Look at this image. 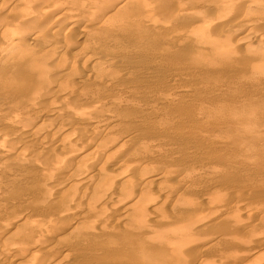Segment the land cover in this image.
<instances>
[{
    "label": "bare ground",
    "instance_id": "bare-ground-1",
    "mask_svg": "<svg viewBox=\"0 0 264 264\" xmlns=\"http://www.w3.org/2000/svg\"><path fill=\"white\" fill-rule=\"evenodd\" d=\"M138 1L139 0H0V34H4L3 32L7 33L5 42H0V76L3 75L4 79L5 77L7 78L6 80H2L0 78V95H10V98L8 96L7 99H11L12 97L15 101L17 100L18 103L20 102L19 106L23 105L21 107H15V105L18 103H16V101V104H14L11 99L10 101L14 104L13 105L11 103V108L13 109L11 111L14 114L12 113V116L8 114L10 118H8L7 116L6 119L2 117V115L0 116V120L1 118H4L0 122H2V124L4 122L5 124L3 125H6L7 123L10 127V130H8L9 128L7 125V127L2 125V128L4 127V129H8H6L7 131H3L4 129L2 128L0 129V201L2 202V196H4L5 198L6 196H8L5 194V192L8 193L9 188V183L7 181L8 177L10 184L12 183L16 185V188H18L16 183L18 181V186L21 187V185L19 184L22 181V176L27 173V170H23L25 167L21 169V167L23 166H27V169L28 166L30 167L28 170L30 175L31 172H36L35 174H37V176H35L36 178H28V176L26 177V175L28 174L27 173L25 175V179L33 178L34 181L30 183V179L29 183H34L37 187L40 186L43 189L41 192H39L37 191L39 190L38 188L36 190L37 193L34 189L35 194L34 191H31L32 189L30 190L34 194L33 195L30 192L32 194V197L30 196L32 198V202L34 201L35 203L40 204L45 203L43 205L49 203L50 207L52 205H55L57 203L56 201H59V204L57 203L58 205L56 207L54 206L55 209H51L50 212L47 213L43 209V212H45V216L41 218L42 223L41 220H39L40 222L36 220V223L30 222V225L26 226V224L28 223H26L25 221H27V217L32 210L27 215V211L29 210L26 211L25 208L17 212H13L8 217L7 210H10L11 207H13L12 205H14V203L10 205V202L12 201H9L10 208H8L7 199H9L11 196H8V198L6 199L2 197L5 199V201H7L6 204H4L5 201L3 199V204L4 206L7 205V208H5L7 210H0V218L3 217V219H0L2 220L0 222V264H9L11 263L9 262L10 260H12L13 264H60L63 261L71 258L72 256H77V258H79L78 262L80 264H90L89 259L91 257L89 258L87 254H83L80 250L82 248V246H80V244H82V241L77 240L75 243L76 246L73 244L72 246L70 243L65 244V236L63 233L60 232L63 229L60 228H64L61 226V224L63 225V223H61L62 220L64 221L65 219H70L72 220V224L70 225V227L71 229H75V226L81 220L83 221V216L81 213L85 212L88 209V211H90V207L93 205L95 207L93 206V208L91 209L93 210L91 214L92 218H90L91 222L87 221L88 225L86 224L84 230H78L79 236L85 238V240L90 239L91 234L95 233L94 231L98 232L99 230H101L104 233L105 230V232H107V230L114 227V225L116 227L136 226V228L138 226L137 229H139V227H142V230L148 229L146 226H142L140 224V221L148 220H141L140 218H142L143 215V217L146 216L145 218H148L147 215L149 214L147 213L153 211L155 208H157L158 205H161L163 210L165 211H168L171 208L173 209V205L170 204L169 196L176 194L178 191H181L180 189L182 187L181 185L183 181H181L180 179L182 177H179V175L178 177L174 178V176L176 175L175 173L174 176H170L172 179V185L165 188L166 193L164 192V189L159 186V179H161L162 181L163 178H166L168 176L167 172L165 173V171H162L163 173H157L152 172V169L151 173L145 172L148 174L144 173L145 175H143L142 173V176L139 175V177H137L136 175V177L134 178L127 179L128 174H130V172L132 171L138 172L141 169L143 171L146 170H144V168L146 167H144L145 165L143 164H128V159L123 160L124 162L127 161V164L119 165L117 167L114 166L116 164L117 159L121 157L124 152L129 151L131 148L135 149V146L137 147L138 142H134L135 139L133 137V133H135L136 129H131L134 130V132L132 133V137L134 139L133 140L129 131L128 135L126 134L127 130L124 134L125 130H119L120 132L123 131V133L115 131L116 129H118V127L114 129L115 125L113 126V129L111 126H108L110 124H108L107 126L105 125V122L108 120V122H112L111 113L113 114V112L110 111L112 109H110L107 104H110L112 102L111 105L117 106V108H120L118 106L124 104L122 103V97L121 100L112 99L109 101V95L107 94L108 96H105V92L108 91L107 88L105 89V87H110V85L114 86L118 83L120 84V82L123 81L119 77V75L117 76L121 79V81L118 77H115L116 75L113 71H115L114 69L120 67L123 63V55L121 52L125 50V45L127 43L128 38H131L134 35H138L139 38L144 39L149 36V33L147 32V28L149 25H146L143 21V18L148 16L146 15L148 8L152 7L150 10H152L154 7L155 9H159V15H162V18H159L160 20H164L165 18L166 21L170 19L169 21L171 22V20L175 21L182 17L184 18L185 16H188L190 20H194H191L192 22H194V24L189 23V26L185 28L186 30H183V32L192 33V38H194L195 43H197L195 47L198 51V56L201 59L205 58L204 56H206L203 52L205 44L209 45L212 49L221 47V43H223L221 39L216 38V36H211L212 32H219L221 30V32L226 33V36H237L235 38V40L238 41V45H236V50L239 48H242V50H244L245 48L254 47L255 50L260 51L261 48H263L261 53H259V55L255 59L252 58L255 60V63L252 64L251 62L252 65H249L247 63L250 62L247 61L246 64L243 65V69L249 75L256 74L264 70V46L261 44L262 46L260 47V44H258L257 42L259 38L262 39L263 37H254L257 35L264 36V27H261V25L264 24L260 23L261 25H257L254 21L255 24H252L253 22H250L249 24L243 25L244 23H242V25H239L240 20L239 23L237 22V20L235 22H237L238 24L233 22L235 24L233 25L232 21H229L230 24H228L229 22L227 23L225 20L221 21L220 16L209 15L208 13L213 10H222L224 12L223 8L225 5H229L230 7L236 9V5H241L242 9H239L240 13L241 10L243 11L242 15L240 14V16L237 12L240 18H245L254 12L264 14V0H229L228 2L230 4H227L226 0H193L195 2H193V8H187L188 6L186 7L184 5V9L176 8L177 10L174 7H177L176 5L178 3L176 2H181L180 0L164 1L165 4H167L169 7L172 3L173 5H175L174 3H176L173 8H169L166 5L168 7L167 8L164 3V5H162L161 3L163 2V0H160L161 3L157 0H142V3ZM167 1H170L169 3H172L169 5ZM189 1L192 2V0ZM146 6L149 7L147 8ZM196 6H202L204 10L202 11L201 8H199V10L197 11L194 9V7ZM228 7L225 8V11H227ZM155 11L153 12L152 10L151 12L155 14ZM158 11H156V14H158ZM236 11H238V9ZM204 12H207V14ZM257 16L259 15L257 14ZM261 21H264V19L260 20L259 22ZM172 22L171 24L174 25L175 22ZM217 22L219 23V27L215 29H210V27H213V25H215V23ZM247 22L249 21H247L246 19V23ZM151 25V28H155L154 26L156 24ZM172 27L170 26V28H168V32L179 33L177 25H174ZM182 28H184V26ZM152 32L154 33L153 30ZM253 37L257 38V40H254ZM231 38L233 40L232 36ZM260 41L262 42V40ZM192 47H194V45ZM221 51V55H223V57L221 58L223 59L218 61L209 59V61L206 60L205 62H202V65H204L205 67L208 66L209 68L213 66L215 67L216 65H220L223 67L226 66V64L229 65L230 63H227V58L226 56H224L225 54H228V52H226L225 50ZM240 52H244V54L241 53L244 58V55L246 54L245 51L240 50ZM7 69L9 70L7 71ZM83 69L85 75L75 80V77L78 75V72ZM110 70L112 73H110ZM112 74L115 75V79L114 77L110 79L107 77L108 75L112 76ZM123 79L126 81L124 77ZM92 80L96 81V84H101L99 85L101 87L102 85H104V88L101 89V87H95L96 84L93 83ZM237 80L238 81L236 83H240L242 81L241 79ZM89 81H91L92 83V87H90V90L88 89L85 92H77L76 90H74L75 85L72 83L76 82L75 84L77 87L78 83H86ZM126 82L123 84H128V82ZM130 86L132 85L129 84L128 87ZM128 87L125 88L128 89ZM110 88L113 89L112 87ZM125 88L123 90L121 89L122 91L120 90V88V91L117 90L118 88H116L117 91H114L119 95L124 94V96L129 98L131 96L130 93H133L134 91H126ZM89 95L92 96V98L89 97ZM2 96L0 97L1 107L4 106L6 108V104H8L10 101H4V99L6 98H3ZM87 97H89V99L91 98L92 101L84 102L83 104L80 103L78 104V106H75L77 104V101H86ZM126 97L123 102H127L128 105L132 101L128 100ZM114 98L117 97L115 96ZM105 105H107L111 113L108 111ZM137 105L139 106V103ZM7 107V110L10 111V106L7 105ZM102 107L107 109L103 110L104 112L108 111V114L103 113L101 109ZM95 108H99L98 110L101 111L93 110V114L95 115L96 113L95 117L89 116V111ZM144 108H146V106ZM142 112H144V109L140 111V113ZM42 113L44 114L41 115ZM115 117H113V121L116 119ZM120 117L117 116V118ZM69 120L74 121V124L78 123L80 127L76 128L77 125H74L73 122L72 124H70L69 122L71 121ZM137 130H139V128ZM139 133L137 134L139 135ZM138 135H136V137ZM163 142H161L160 139V143L156 142V144L161 145L164 144ZM26 143H28V145ZM10 145L13 146L11 147ZM151 145L152 144H150L149 146ZM152 146H155V144H153ZM137 148L139 149L140 147L138 146ZM12 154L14 155L13 157ZM10 155L12 159H5V157L8 158V156ZM167 155L168 154H166V156ZM72 158L74 159V164L72 163L73 165H70L68 161ZM130 158L132 159V157ZM3 159L7 160V162H4ZM132 161L135 160L132 159ZM168 161L166 162L168 163ZM147 163L150 164L148 161ZM41 164L42 166H40ZM111 164H113L114 166V169L110 171L111 173L104 171L108 167L111 169ZM148 164L147 166H149ZM167 166L170 165L168 164ZM19 169L23 170V172H20V174L17 173L19 172ZM24 171H26L25 174ZM19 175L21 176V179L19 178ZM4 176L6 177V179ZM170 177H168V179ZM18 178L21 181H19ZM25 179L23 178V180ZM164 180L167 181V179ZM2 181L4 183H2ZM21 183H24L23 185H25V181ZM25 186H27V183ZM141 186L151 187V192L153 193L151 195H157L159 192H164L163 196L165 195V198H163L162 195L159 193L161 196L157 195L158 197L154 198L156 200L153 201L152 196H149L150 194L143 193L140 197L144 199L147 196V203H144V206H136L131 211L126 213L127 210L125 208L128 207V202L130 204L131 197L134 195L136 196V194H138L137 190ZM11 188L15 189V186L10 187V189ZM26 188L27 187H23L25 191H27ZM11 191H16L17 195H19L17 189L15 191ZM30 193H23L24 195L26 194V198L24 199L25 201L28 196L27 194ZM23 194L20 196H23ZM12 197L14 198V193ZM20 198L23 200L22 197ZM31 198H29V200H31ZM80 198H82L81 200H83V198L89 199V202L86 201L80 203ZM11 199L12 198H10V200ZM18 200L19 199H17L16 202L20 201ZM29 200L27 199L28 203ZM21 202L19 203L21 204ZM24 202L22 203L24 204ZM32 202H30L29 204H31ZM51 203L52 205H50ZM40 204H38V209L41 206ZM16 205L18 204L16 203ZM124 205L126 207H124ZM25 206L28 207V205ZM31 206L28 208H32L33 210L34 208H37V205L36 207ZM46 206L48 207V205ZM100 206L103 208L100 209ZM3 208L1 207V209ZM38 209H36V212L38 211ZM40 210L42 209L40 208ZM258 210L264 211V205H259ZM87 212H85V214ZM109 213L110 215H108ZM89 215L86 216H88L89 218ZM215 215L216 212L214 210H210L209 213L202 215L201 218L197 219V222L203 223L209 217ZM106 216L108 217L106 218ZM247 216L248 215H246V217ZM58 219H60V221ZM149 222L151 223V221ZM154 222L155 220L152 222V224ZM160 222L157 224L155 222L153 224L155 225L156 229H160L162 231L166 229L164 233H168L167 230L169 231L171 228H174L172 230H175V226L171 225L173 223L166 225L167 223L164 222V224H162V220ZM194 224L196 225V223ZM240 224L241 226H243L242 223H239L237 224L238 228H240L238 226ZM24 225L26 226V228ZM179 225L180 226L178 229V226H176V230L174 232L171 233L169 231V234H165L164 236H162L161 234L160 236L163 242L172 246L174 252H178L177 254H179V251H181V248L183 246L182 237L185 236V233L187 234V229L191 228V225H188L187 223L186 225L184 223ZM22 226L24 229H21ZM67 226H69V224ZM185 229L187 231H185L184 233ZM191 229L189 231H191ZM117 232L115 239L120 240L123 243L125 237H122L123 234L120 236V230H118ZM103 236H105V234ZM242 239L244 241H242V244H246L244 246L249 245V248L251 245L256 248L253 252L250 253V256L244 257L245 259L243 258L244 261L241 260V262H244L242 264H250L254 254H260L264 256V244H262L261 239L257 234L252 233L248 235L246 239ZM211 240L212 239L210 237H201L200 239H197V242L200 243L196 244H202L201 246L206 248V246ZM108 243H102L101 241L99 245L103 244L105 247H107L108 245H110ZM112 243H114V241H112ZM33 245H36V248L37 246H39L42 251V257L40 255V257L38 258L37 256L33 257L31 256L32 254H28L26 256L23 255V253H26L27 249H30L29 247ZM201 246L199 247L201 248ZM109 249L110 248L108 247V250ZM100 250L102 251V249H99V251ZM112 250L110 249L106 252L103 251L104 253H101V255H104L102 256H100V252L98 253V255L100 256L98 258L100 261H102V264H121V261L124 264H131L127 259L120 257V250ZM201 250L203 249H200V251ZM14 255H17L18 258H14ZM91 255L93 256V254ZM136 255L142 256V251L140 247H137ZM195 255H197V258ZM195 255L194 253L191 256L187 255L188 257H186L185 259L182 258L183 255H181L179 257L182 259L180 261V264H195V262L198 261V254ZM122 256L126 255L122 254ZM77 258L75 257V259ZM94 258L96 257H92V259ZM71 260L69 261L71 262ZM73 262L74 261L72 260L71 264H73Z\"/></svg>",
    "mask_w": 264,
    "mask_h": 264
},
{
    "label": "rangeland",
    "instance_id": "rangeland-1",
    "mask_svg": "<svg viewBox=\"0 0 264 264\" xmlns=\"http://www.w3.org/2000/svg\"><path fill=\"white\" fill-rule=\"evenodd\" d=\"M141 1L142 0H139L138 2ZM157 1L161 3L160 0ZM164 1L165 0H163V2L161 3L162 5L165 4ZM180 1L181 2L179 1L176 2L179 4V6L178 4L176 5V3H174L177 7H174L175 5H173L172 2H171L172 4L169 3L170 1H167V3L169 5L171 4V6L169 7L167 4H165V6L167 5L169 8L174 7L175 9L176 8L184 9L183 8L184 5L186 7L188 6L187 8H193L195 3L193 0L192 2L189 0H183V1L180 0ZM226 1H227L226 3L228 4L229 0ZM228 6L229 5L224 6L223 8L224 12L222 10H215V11L213 10L214 12L210 11L208 13L209 15L220 16L221 21L225 20L227 23L229 21L230 22L232 21L233 25H235L234 23L238 24L239 20H240L239 25H242V23H244L243 25L249 24L250 22L251 23L253 22L252 24L256 23L257 25L260 23L264 24V21L259 22L260 20L264 19L263 17L264 14L262 13L259 14L258 12L256 13L254 12L245 18H240L239 15L240 14L242 15L243 13L242 10L240 13V9H239V8L242 9L241 5L235 6L237 7L238 11H236L237 10L236 8H232ZM226 7H228L227 9L228 12L225 11ZM151 8L147 9L148 11L146 12V15L148 16L143 18L144 23L150 26V27L148 26L147 28V32L149 33V36L144 39L139 38L138 35H134L131 38H128L127 43L125 45V50L121 52L123 55V63L121 64L120 67H117L118 69L113 68L115 71L112 70L116 76L114 74H112V76L110 75L107 76L110 79L113 78L114 76L118 77L117 75H119V77L123 80L122 82H120L121 79L118 77L120 79V81L118 82H120L121 85L119 83H118L119 85L118 84L114 86L110 85V87H112L113 89H111L108 86L109 89L112 91H110L108 87H105V89L107 88L108 90L106 91L107 93L104 91L106 94L105 96L109 95L108 97L109 101L112 99L121 100V97L123 100H125L126 96H124V94L119 95L114 90H116V88H118L117 90H119V88L121 90L123 87L127 88L129 84H131L132 86L128 87V89L126 88L125 89L126 91L128 90L129 91L132 90V92L134 91L133 93H130L131 96L129 98L126 97L128 100L132 102L129 103L130 105L129 104L127 105V102L125 103L122 100V103L124 104L120 103L122 104L118 106L120 108L111 105L112 102L110 104L108 103L107 104L108 107H110V109L112 110H110L107 107V105H105L108 111L109 110L112 111L113 114L109 111L112 116V122H108L109 121L108 120L105 122L106 124L105 123L104 124L106 126L110 124L108 126L109 127L111 126L112 129L113 126L115 125L114 129L118 127V129H116L115 131L120 132L119 131L120 129L123 131L125 130L124 134L126 130L127 132L129 131L131 137L134 134L133 137L135 140L132 137L134 142L136 143L138 142L137 147L139 146L140 148L138 149L135 146V149L131 148L129 151L124 152V154H122L121 157L117 159L118 162L116 161V164L114 166L117 167L119 165H125L127 164L128 161L129 162L128 164L130 165H134V164L145 165L144 167L146 168H144V170L146 169L147 171L146 170L143 171L142 169L139 170L138 172L132 171L130 172V174H128L127 179L134 178L136 177V175L137 177H139V175L142 176V173L143 175L148 174L145 172L151 173L152 169H153L152 172H157V173H161L162 171L163 172L165 171V173L167 172L168 176L166 175L167 177L163 178L162 181L161 179H159L160 180L159 186L162 189H164V192L166 193L165 188L172 185L171 184L172 179L170 176H174L176 174L174 178L178 177L179 175H180L179 177H182L180 179L181 181H183L181 185L182 187L180 189L181 191H178L176 194L169 196L170 204L173 205V209L171 208L172 210L170 209L168 211H165L163 210L161 205H158L157 206L158 209L155 208L150 213H147L149 215L145 214L147 215L148 218H145L146 216L143 217L144 215L142 216L143 219L140 218L141 220L148 219L146 221H140V224L142 226H146L148 229L142 230L141 229L142 227L141 228L139 227V229H137L138 226L136 228V226L116 227L114 225V227L107 230L108 233L105 232L106 230L104 231V233L101 230H99L98 232L94 231L95 233L91 234V238L85 240V238L79 236V231L84 230L86 224L88 225V222H91L90 218H92L91 214L93 211L91 209L93 208L94 206L93 205L90 207V211H88L89 209L85 211V212L88 211L86 214L85 212L81 213L83 216L82 217L83 221L81 220L75 226V229L73 228L71 229L70 227V225L72 224V220L70 219L68 220L65 219L64 221L62 220L61 223H63L64 226L61 223L59 224H61V226L64 227V228H60L63 229L64 231L61 230L60 232L63 233L65 236V241H66L64 242L65 244L70 243L71 245L72 244L75 245L77 240L82 241V244H80L82 248L80 247L81 248L80 250L83 254H87L89 258L91 257L89 259L90 264L96 262H97L96 264H102L101 263L102 261H100L98 257L104 255V254L101 255V253H104L103 251H105L106 248H107L106 251H109L110 249L111 250L113 249L114 251L120 250L121 253L120 257L127 259L131 264H180V261L182 259L179 257L181 255H183L182 258L185 259L186 257H188L187 255L191 256L193 255V253L194 255L198 254V259H197L198 261L195 262V264H213V262L214 264H242L244 263L243 262L245 259L244 257L250 256V253L256 249L254 246L251 245L250 247L252 248L250 247L248 248L249 245L244 246L246 244L244 245L242 244L243 241L242 238L246 239L247 236L252 233L257 234L261 239L262 244H264V211L258 210L259 205H264V70L256 74L249 75L243 69V65L246 64L247 61L250 62L247 63L249 65L251 64V62L252 64L255 63L254 59L259 55V53H261L263 48H261L260 51L255 50L254 47L245 48L244 50H242V48L241 49L239 48L241 51H245L246 53L243 58L241 53L244 54V52H240L239 49L236 50V45H238V41L235 40V38L237 36L235 37V35H231L233 37L232 40L230 35L229 36L225 35L226 34L225 32H221V30L219 32L214 31L212 32L211 36H216V38L221 39L223 43H221V47L214 49H212L209 45L205 44L203 48V52L205 53L206 56H204L205 58L201 59L198 56L199 54L195 47L197 43H195L194 38H192V33L183 32V30H186L185 28L189 26V23L194 24V22H192L194 20L191 19L192 20L191 21L190 18H188V16H185L184 18L182 17L178 20L174 19L175 21L171 20V22L173 21L172 23L175 22L174 25H177L179 33H170L168 32V28H170V26L171 27L174 26L169 21L170 19L168 21H166L165 18L164 20L163 19L160 20L159 18H162L161 17L162 15L161 14L159 15L160 12L158 11L159 9L156 8L157 9L156 10L155 7L152 9L153 12L155 10L158 11V14H156L155 11L156 14L155 15L153 12H151L152 11L150 10ZM199 8H201L202 11L204 10L202 6L194 7V9L197 11L199 10ZM237 12L239 13V15ZM204 13L207 14V12ZM257 14L259 16H257ZM246 19L249 22L246 23ZM235 21H237L238 23ZM230 22L228 24H230ZM150 23L154 25L156 24L155 26L153 25L155 28H151L152 25ZM157 24H161V25H157ZM218 24H219L218 22L215 23V25H213V27H210V29L218 28L219 27ZM183 26L184 28H182ZM262 26L264 27V25H261V27ZM152 30L154 31V33L152 32ZM3 33L4 34H0L1 43L5 42L7 35L6 32ZM254 37L257 38L263 37V38L262 39L259 38L257 40V38ZM254 37L253 39L257 40L258 44H260V47L262 45L264 46L263 35L260 36L257 35ZM260 40H262V42ZM191 45L192 46L194 45L195 48L192 47ZM221 50H225L226 52H228V54H225L224 56H226L227 63L228 64L230 63L229 64L230 66L226 64V66L224 67L220 65H216L215 67L213 66L209 68L208 66L205 67L204 65H202V62H205L206 60L209 61V59H213L214 61L223 59L221 58L223 57V55H221L222 52ZM249 57L251 60L254 61H251ZM8 70L9 69H7V71ZM110 73H112L111 70ZM84 75H85L84 69L80 70L77 75L78 77L76 76L75 80L83 77ZM3 77H4L3 75L0 76L2 80L7 79L6 77L5 79ZM123 77L126 79L128 84L126 85L123 84L126 82L123 79ZM237 79H241L242 81L240 83L239 82L236 83L238 81ZM75 83L76 82L72 84L75 85L74 90H76L77 92L80 91L85 92L88 89L90 90L91 89L90 87H92L91 81L86 83L80 82L81 84L78 83L77 87ZM93 83L96 84L97 82L93 81ZM99 85L101 84H96L95 87L98 88L101 87ZM103 86L104 85H102L101 89L104 88ZM1 96L2 94L0 95V97ZM8 96L10 98V95L4 94L2 96L3 98H6L4 99V101L6 100L10 101L12 99L14 104L18 103V101L16 100L17 101L16 102L12 97L11 99L9 98L7 99ZM115 96L117 98H114ZM89 97L92 98V96L90 95ZM89 97H87L86 101L83 100L81 101L79 100L80 102L77 101L76 102L77 104L75 106H78V104L80 103L83 104L84 102L92 101V99L91 98L89 99ZM11 103L12 102L10 101L8 104H6V108L3 105L2 106L4 108L1 107V103H0V108H3L0 109L1 112L0 116L2 115V117H4L5 119L7 116L8 118H10L9 115L12 116L13 112L11 110L13 109L11 108ZM19 103L16 104L15 107L23 106V105L19 106ZM138 103L139 106L137 105ZM7 105L10 106L9 108L11 112L7 110L8 109ZM145 106L146 108H144ZM103 107L101 108L103 113H107L108 111L104 112L103 109L106 108ZM113 108H117V109H113ZM98 109L97 108L91 109L89 111L90 113L89 116L95 117L96 113L94 115L92 111L93 110L101 111ZM142 109H144V112H142L143 114L140 113ZM3 110L5 112L8 111L10 113L8 112L5 113ZM43 114L44 113H42L41 115ZM117 116L118 117L122 116V117L117 118ZM113 117L116 118V119L114 118L115 119L114 121H113ZM4 118H1V120ZM69 121L68 122L70 124H72V122L74 124V121L72 120ZM3 124L5 123L3 122ZM3 124L2 122H0V129L2 128ZM6 125L8 126L7 123ZM76 125H77L76 128L80 127L78 123ZM8 128L4 129L3 127L2 129H4L3 131H7L6 129L10 130L9 126ZM138 128L141 132L137 130ZM131 129L134 130L136 129L137 132L135 130V133H133L134 130ZM123 131L120 133H123ZM127 132L126 134L129 135V132L128 133ZM137 133H139V135ZM136 135H138L139 137L137 136L138 137L137 138ZM136 138L138 139V141ZM160 139L161 142H163L164 140L166 141L163 142L164 144L157 145L156 142L160 143ZM26 144L28 145V143ZM150 144L152 145L155 144V146L152 145L149 146ZM13 145L10 146L12 147ZM144 148L145 149L148 148L147 149L148 151L145 150ZM166 154L168 155L166 156ZM13 156L14 155L12 154V157ZM28 157H32V156H28ZM130 157H132V159L135 161H132ZM9 158H11V155L8 156V158L5 157V159H9ZM73 160L74 159L72 158L68 161L70 165L74 164ZM123 160H127L125 161L126 163ZM157 160L159 161V163ZM5 161L7 162V160H4V162ZM147 161L149 163L151 161V163L148 164ZM166 161H168V163ZM147 164L149 166H147ZM165 164L167 165L169 164L170 166H167ZM111 165H112L110 166L111 169L108 167L109 169L106 168V170L104 171L111 173L110 171L114 169L113 164ZM40 166H42V164ZM29 168H30L29 166L28 169L27 166L21 167V169L27 170L28 174L26 173V171H24V174L25 173L27 174V175L25 174L26 177L28 176V178L29 177L34 178L35 176H37V174H35L36 172H33L35 175L31 172L34 170L30 171L32 175L31 176L28 172ZM21 169H19V172L17 173L20 174V172H23V170ZM25 175L22 176L24 179H25ZM168 177L170 178L168 179ZM19 178L21 179V176ZM19 178L18 180L19 181L22 180L21 182L25 181V185L27 183V186L23 185L24 183L22 184L20 182L19 185H21V187H19L18 186L19 182L17 181L16 183L18 188H16V185L12 183L10 184L8 177L7 181L9 185L8 184L7 185L9 187L8 193L9 192L10 193L8 194L7 192H5V194L8 195L9 197L11 196L10 198L12 199L11 200L10 198L7 199L8 206L7 205L6 206L10 208V205H12V203H14V205H12L13 207H11L10 210L5 209L7 208L6 206H4V204H6L7 202L5 201V199L8 198V196H6L3 193L6 196V198L4 196L2 197H4L5 199L1 197L2 202L0 201L1 202L0 210H4V209L7 210L8 212L7 211L6 212L8 214V217L13 212H17L25 208L26 211L29 210L27 211V215L32 210L27 217L28 218L27 221H25L26 223H28L26 224L27 226L30 225V222L36 223L37 222L36 220L38 221L41 220V218L45 216V212L48 213L50 212L51 209H55V207L59 204V201H56L58 204L56 203L55 205H52L53 203L52 202L50 204L52 206L50 207H49V203L46 204L48 205L49 208L46 205H43L45 203L40 204V203H35L34 201L32 202L31 195L33 193L31 191H34V189L36 191L39 188V190L37 191L41 192L43 190L42 187L40 186L37 187L36 184L34 183L30 184L31 182L34 181L33 178H30L32 181L30 179L23 180V178L20 180ZM164 179H167L168 182ZM2 183L4 182L2 181ZM32 185H34L35 187ZM13 186H15V189L14 188L10 189V187ZM22 186L27 187L26 190L29 193L30 192L32 193V194L31 193L27 194L29 196V197L27 196V199L29 200V198H31V200H29V203L32 202L31 204L27 202V199L26 201L24 200L26 198L25 197L26 194L24 195L23 193H28V192L25 191L24 190L25 188L23 189ZM16 189L19 195H17L15 191ZM11 190H14L15 192ZM12 192L14 193L15 199L12 197L13 196ZM137 193L138 194H136V196L134 195L131 197L132 200L130 199L131 201L130 204L128 202V207H126L127 203L126 206L124 205V207H126L125 209L127 210V211L125 210L126 213L131 211L136 206H142V205L144 206L147 203L146 200V198L148 199L147 196L144 199L140 197L143 193L150 194L149 196H152L153 201L156 200L154 198H157L158 197L157 195L159 196L162 195V197L165 198V195L163 196V193L160 192L159 193L161 195L159 193L157 195H151L153 193L151 192V187L149 186H143V187L141 186L137 190ZM22 194L23 196H20ZM19 196L22 197L23 200ZM3 199L5 202L3 201ZM17 199L19 200L21 199L22 202L25 201L24 204L28 205V207H30L31 205L36 207L37 205V208H34V210L32 208L29 209L21 202V200L20 201L18 200L19 202H21V204L19 202H16ZM81 199L82 198H80V200ZM88 200L89 199L83 198V200H81L80 203L86 202ZM9 201H12L10 202L11 204L9 203ZM16 203L19 206L16 205ZM38 204L41 205L40 208L42 210H40V208L38 209L39 207ZM1 207L4 208L1 209ZM99 208L102 209L103 207L100 206ZM36 209H38L37 212ZM43 209L45 212H43ZM210 210L211 211L214 210L216 212V215L209 217L203 223L197 222V219L201 218L202 215L209 213ZM86 215H89V218ZM108 215H110V213ZM246 215L248 216L246 217ZM107 217L108 216H106V218ZM0 219H3V217H1ZM58 220L60 221V219ZM154 220L156 224L159 223L161 220H162V224L167 223L166 225H168L173 223L171 225L175 226V230H176V226H178L177 229L179 228L180 226L179 224L184 223L186 225L187 223L188 225H191L190 227L193 230L191 228H190L191 231H189L190 229H187L188 231L186 229L184 230V233L185 231H187V234L185 233L184 234L185 236L182 237L183 246L181 248V251H179V254H177L178 252H174L172 246L163 242V240H161L160 237L161 234L162 236H164L165 234L174 232L175 230H172L174 228H171L169 230L170 232L167 230L168 233H164L166 229L162 231L160 229L155 228V225H153L155 222L152 224ZM1 221L2 220H0V222ZM149 221H151V223ZM67 223L69 224V226H67L68 225ZM194 223H196V225ZM239 223H242L243 225V226H241V224L238 225L240 228L237 227V224ZM115 227L118 229H116ZM21 229H24L23 226ZM118 230H120L119 233L120 236L123 234L122 237H125L123 243L120 240L115 239ZM104 234L105 236H103ZM201 237L203 238L210 237L212 239L209 242V244L206 246V248L201 246L202 244L201 245L196 244V243H200L197 242V239H200ZM111 240L114 241V243H112ZM101 241L102 243L103 242L108 243L109 241L111 242L108 243L110 245L108 246L106 245L107 247H105L103 244L99 245ZM90 244H92L93 246ZM199 246H201V248ZM108 247L110 248L109 250ZM111 247H114L115 249ZM137 247H140L142 251V256L136 255ZM29 248L30 249H27L26 253L25 252L23 253L24 256L28 254L29 255L32 254L31 256L33 257L37 256L38 258L42 255V251L39 248V246H37L38 249L36 248V245H33ZM90 248L93 250H91ZM82 249L85 251H83ZM99 249H102V251L101 250L99 251ZM200 249L203 250L200 251ZM121 251H123L124 253ZM98 253L100 254V256L98 255ZM91 254H93V256ZM122 254L123 255L125 254L126 256H122ZM195 256L197 258V255ZM75 257L77 258V256ZM75 257L72 256L71 258L63 261L62 263L69 264L70 262L69 260L73 258L72 259L74 261L73 264L76 263L80 264L78 262L79 258H77L78 259L77 260L75 259ZM92 257H96V258L92 259ZM14 258H18V256L14 255ZM241 260L243 261L241 262ZM9 262H11L9 264H13L12 260H10ZM120 263L124 264L122 261ZM250 264H264V256L260 254H254Z\"/></svg>",
    "mask_w": 264,
    "mask_h": 264
}]
</instances>
